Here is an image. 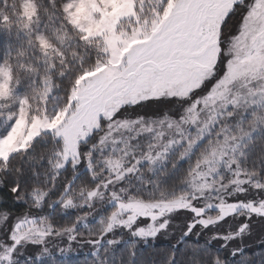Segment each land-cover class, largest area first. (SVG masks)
Wrapping results in <instances>:
<instances>
[{
	"label": "snow or ice",
	"instance_id": "snow-or-ice-1",
	"mask_svg": "<svg viewBox=\"0 0 264 264\" xmlns=\"http://www.w3.org/2000/svg\"><path fill=\"white\" fill-rule=\"evenodd\" d=\"M84 248L264 264V0H0V264Z\"/></svg>",
	"mask_w": 264,
	"mask_h": 264
},
{
	"label": "trees",
	"instance_id": "trees-1",
	"mask_svg": "<svg viewBox=\"0 0 264 264\" xmlns=\"http://www.w3.org/2000/svg\"><path fill=\"white\" fill-rule=\"evenodd\" d=\"M87 251L86 248L84 249H81L79 251V254L78 255H73L69 258V262L70 264H79V261L80 260H83L85 259V252ZM30 253H25V256H21L18 258V264H27V261H26V257L27 255H29ZM58 259L60 260H63L64 258L63 257H59ZM37 264H52V261H51V257L49 256H45L43 257L39 262H37ZM110 264H115L114 261L110 260Z\"/></svg>",
	"mask_w": 264,
	"mask_h": 264
},
{
	"label": "rangeland",
	"instance_id": "rangeland-1",
	"mask_svg": "<svg viewBox=\"0 0 264 264\" xmlns=\"http://www.w3.org/2000/svg\"><path fill=\"white\" fill-rule=\"evenodd\" d=\"M25 253H27V251H25Z\"/></svg>",
	"mask_w": 264,
	"mask_h": 264
}]
</instances>
